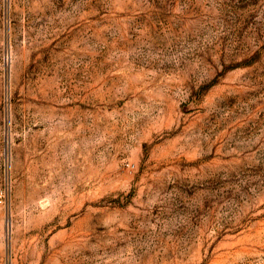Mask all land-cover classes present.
Listing matches in <instances>:
<instances>
[{
    "label": "rangeland",
    "instance_id": "rangeland-1",
    "mask_svg": "<svg viewBox=\"0 0 264 264\" xmlns=\"http://www.w3.org/2000/svg\"><path fill=\"white\" fill-rule=\"evenodd\" d=\"M0 264H264V0H0Z\"/></svg>",
    "mask_w": 264,
    "mask_h": 264
},
{
    "label": "built area",
    "instance_id": "built-area-1",
    "mask_svg": "<svg viewBox=\"0 0 264 264\" xmlns=\"http://www.w3.org/2000/svg\"><path fill=\"white\" fill-rule=\"evenodd\" d=\"M125 165H126L127 167H129V166H130V164H129L128 162H126V163H125Z\"/></svg>",
    "mask_w": 264,
    "mask_h": 264
}]
</instances>
